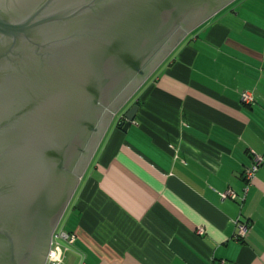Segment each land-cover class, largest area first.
Segmentation results:
<instances>
[{"label": "crops", "instance_id": "crops-1", "mask_svg": "<svg viewBox=\"0 0 264 264\" xmlns=\"http://www.w3.org/2000/svg\"><path fill=\"white\" fill-rule=\"evenodd\" d=\"M170 54L126 130L119 114L108 126L62 215L69 264H264V162L244 193L242 179L264 152V0H234ZM234 221L248 223L242 240Z\"/></svg>", "mask_w": 264, "mask_h": 264}, {"label": "water", "instance_id": "water-1", "mask_svg": "<svg viewBox=\"0 0 264 264\" xmlns=\"http://www.w3.org/2000/svg\"><path fill=\"white\" fill-rule=\"evenodd\" d=\"M233 1L0 0V264H44L114 116Z\"/></svg>", "mask_w": 264, "mask_h": 264}, {"label": "built area", "instance_id": "built-area-1", "mask_svg": "<svg viewBox=\"0 0 264 264\" xmlns=\"http://www.w3.org/2000/svg\"><path fill=\"white\" fill-rule=\"evenodd\" d=\"M240 99L245 104H248L252 101L250 94L245 91H242L240 93ZM263 162L264 152L262 154L252 153L251 163L242 171V179L244 181L243 193L246 191L250 180L253 178L255 172ZM219 196L220 198H235V194L232 190H225L223 192H220ZM242 199L243 195L240 197V201ZM233 223L235 225V231L232 237L236 240H242L248 232V223L239 221H234ZM73 240V234L66 232L60 225V223H58L52 234L44 264H63L64 251L67 248L66 246L71 245ZM76 264H85L81 256H79ZM212 264H226V262L222 259H219L217 261H214Z\"/></svg>", "mask_w": 264, "mask_h": 264}, {"label": "rangeland", "instance_id": "rangeland-1", "mask_svg": "<svg viewBox=\"0 0 264 264\" xmlns=\"http://www.w3.org/2000/svg\"><path fill=\"white\" fill-rule=\"evenodd\" d=\"M170 55H171V54H170ZM167 60H168V58H166V59L164 60V63L167 62ZM153 74H154V73H153ZM133 96H134V95H133ZM133 96H132V98L128 101V103L122 108V110L120 111V113H122V112L125 110V108L130 104L131 100L134 98ZM120 113H118V114L120 115ZM115 116H116V115H115ZM115 116H114V118L116 119L117 117H115ZM114 118H113V119H114ZM112 121H113V120H112ZM74 193H75V192H74ZM67 208H68V207H67ZM67 208H66V209H67ZM60 224H63V222H62V217H61V219H60ZM66 247H67V249H68L69 246H66ZM66 256H67L66 258L63 257V264H69V262H68V260H69V259H68V255H66Z\"/></svg>", "mask_w": 264, "mask_h": 264}, {"label": "trees", "instance_id": "trees-1", "mask_svg": "<svg viewBox=\"0 0 264 264\" xmlns=\"http://www.w3.org/2000/svg\"><path fill=\"white\" fill-rule=\"evenodd\" d=\"M120 121V120H119ZM91 162V161H90ZM85 173V172H84ZM77 189V188H76ZM76 191V190H75ZM60 223V222H59ZM67 249V248H66ZM65 252V251H64Z\"/></svg>", "mask_w": 264, "mask_h": 264}]
</instances>
